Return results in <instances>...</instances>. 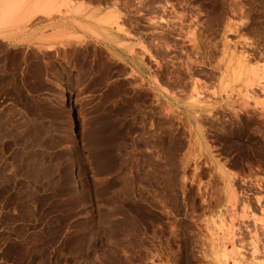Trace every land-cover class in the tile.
I'll list each match as a JSON object with an SVG mask.
<instances>
[{
	"label": "rangeland",
	"instance_id": "374dc122",
	"mask_svg": "<svg viewBox=\"0 0 264 264\" xmlns=\"http://www.w3.org/2000/svg\"><path fill=\"white\" fill-rule=\"evenodd\" d=\"M52 1L146 75L68 46L67 105L34 99L0 45V264H264V0ZM73 110L87 141L38 140Z\"/></svg>",
	"mask_w": 264,
	"mask_h": 264
},
{
	"label": "crops",
	"instance_id": "0c3cea01",
	"mask_svg": "<svg viewBox=\"0 0 264 264\" xmlns=\"http://www.w3.org/2000/svg\"><path fill=\"white\" fill-rule=\"evenodd\" d=\"M2 1L0 10L4 6L3 4L6 5L4 7L9 6L7 10L3 7L6 11L1 12H6L5 14L0 12V45L12 53L11 57L17 54L21 62L39 63L43 69L42 76L35 77L33 80L34 85H30L31 87L27 89L28 95L34 99L55 98L58 101L57 96L59 95V100L62 97V90L59 92L61 94L58 95L54 94L53 90L64 89L65 79L69 76V72L62 73L59 70V64L63 60L59 51L68 46L101 47L111 62L127 67L125 77H130L131 72L146 75L142 59L131 51V44L133 43L131 39H118L115 34L100 33L96 20L98 14L93 4L90 11L86 12V14L89 13L86 17L74 12L70 14L51 13L49 0H26L27 7L25 9L23 7L20 9V0ZM6 1L7 3H4ZM80 3L81 0H76L75 7ZM2 14L3 19L6 14L7 20L11 17V19L9 18V21L12 20L10 23L6 20L7 24L10 25H5L1 21ZM119 42L124 45H119ZM33 51L35 53L31 54ZM89 60L92 62L93 58L91 57ZM3 61H6V59L0 56V62ZM145 63L147 64L146 61ZM52 66L54 68L50 69ZM41 84L44 87H41ZM47 94L54 95V97L45 96ZM39 95L42 97L37 98ZM62 106V103H60V109L64 110ZM27 118L31 120V118L38 117L30 115L27 111ZM41 124L46 127L43 134L49 137L38 140L78 141L81 143L87 141L82 118L77 116L75 110L71 113L64 111L62 120L44 114L42 115ZM60 127H64L66 133L61 132Z\"/></svg>",
	"mask_w": 264,
	"mask_h": 264
},
{
	"label": "bare ground",
	"instance_id": "6f19581e",
	"mask_svg": "<svg viewBox=\"0 0 264 264\" xmlns=\"http://www.w3.org/2000/svg\"><path fill=\"white\" fill-rule=\"evenodd\" d=\"M0 1H2V0H0ZM53 1H54V0H53ZM53 1H52V2H53ZM2 3H3V1L0 2V4H2ZM4 3H7V1L4 2ZM20 3H22L23 5H25V0H20ZM40 3H41V2H40ZM3 5L6 6L5 4H3ZM38 5H39V4H38ZM4 6L1 7L2 9L0 10V12L3 11V10H5V9L7 10V8H8L9 5H8L7 7H4ZM31 6H32V5H31ZM31 6H30V8H31ZM3 7H4L5 9H4ZM10 9H11V8H10ZM6 10H5V11H6ZM1 13L5 14L6 12H1ZM10 13H11V12H10ZM3 14H2V17H1V21H3V22L5 23V25H10V24H7V22H6V20H7L6 15H7V14L5 15L6 19H5V17H4L5 20L3 19ZM11 14H12V13H11ZM11 14H10V15H11ZM12 16H13V15H12ZM8 17H9V14H8ZM9 18L11 19V17H9ZM9 18H8V20H7L8 23H10V22L12 21V20L9 21V20H10ZM13 20H15V19H13ZM11 26H12V24H11ZM3 39H4V38H3ZM242 58H243V57H242ZM62 101H63V103H64L65 105H67V102H68L67 95L62 96ZM223 250H224V249H223Z\"/></svg>",
	"mask_w": 264,
	"mask_h": 264
}]
</instances>
